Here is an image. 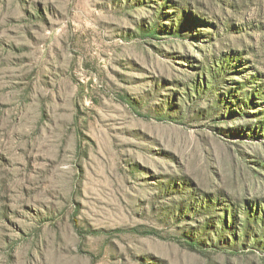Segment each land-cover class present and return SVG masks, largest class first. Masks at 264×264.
<instances>
[{
    "label": "rangeland",
    "instance_id": "rangeland-1",
    "mask_svg": "<svg viewBox=\"0 0 264 264\" xmlns=\"http://www.w3.org/2000/svg\"><path fill=\"white\" fill-rule=\"evenodd\" d=\"M0 264H264V0H0Z\"/></svg>",
    "mask_w": 264,
    "mask_h": 264
}]
</instances>
